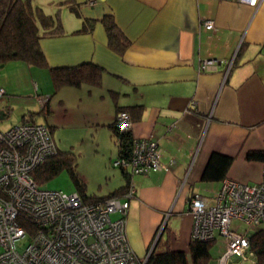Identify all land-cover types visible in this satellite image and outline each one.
<instances>
[{
	"label": "crops",
	"instance_id": "crops-1",
	"mask_svg": "<svg viewBox=\"0 0 264 264\" xmlns=\"http://www.w3.org/2000/svg\"><path fill=\"white\" fill-rule=\"evenodd\" d=\"M52 1L45 12L59 17L63 33L39 41L48 64L92 62L101 68L100 84L64 85L56 91L75 88L66 94L85 98L97 129H106L115 145L107 125L126 111L132 136L151 137L161 148L163 168L131 177L135 196L129 200L126 235L132 250L140 258L150 249L187 252L193 192L213 203L224 178L244 183L262 178V160H248L246 153L264 151V0L254 5L241 0H74L80 3V15L57 5L60 0ZM105 14L113 15L130 40L121 54L109 46L99 21ZM84 18L97 21L90 31L73 33ZM205 20H212L214 28L206 29ZM206 58L221 62L202 70ZM9 62L31 76V65ZM33 85L39 88L38 81ZM0 89L5 94L16 86L7 77L0 80ZM45 98L39 96L40 102ZM5 105L0 100V119ZM48 107L51 112L50 103ZM213 151L232 161L222 180L205 182L201 175ZM122 177L119 186L125 183ZM257 229L264 228L249 231ZM216 236L219 250L213 254L211 247L208 264H218L226 245L219 233L213 242Z\"/></svg>",
	"mask_w": 264,
	"mask_h": 264
},
{
	"label": "built area",
	"instance_id": "built-area-1",
	"mask_svg": "<svg viewBox=\"0 0 264 264\" xmlns=\"http://www.w3.org/2000/svg\"><path fill=\"white\" fill-rule=\"evenodd\" d=\"M241 1L256 4V0ZM204 27L213 29V21L205 20ZM220 62L206 58L200 68L210 69ZM3 92L0 89V95ZM115 119L121 129L131 130L128 112L119 111ZM56 152L43 123L22 121L0 129V264H145L150 250L143 258L134 253L126 235V218L129 200L135 196L131 177L164 167L158 142L133 137L129 157L112 161L113 167L130 175L126 191L91 201L79 192L47 189L35 180L33 170ZM188 202L192 238L227 236L220 264H258L249 230L264 224V160L260 181L224 178L213 203L198 192ZM232 219L248 228L239 230V224L232 228Z\"/></svg>",
	"mask_w": 264,
	"mask_h": 264
},
{
	"label": "trees",
	"instance_id": "trees-1",
	"mask_svg": "<svg viewBox=\"0 0 264 264\" xmlns=\"http://www.w3.org/2000/svg\"><path fill=\"white\" fill-rule=\"evenodd\" d=\"M56 4L66 5L72 12L80 15V3L74 0H60ZM96 21V19L84 18L81 27L73 33L90 31ZM99 21L106 30L109 46L116 52L123 53L130 40L118 27L113 15L105 14ZM61 33H63V27L59 17L56 14L45 12L43 7L32 0H0V68L13 60H19L31 66L46 67L51 75L54 93L64 85L100 84L101 68L92 62H83L73 66H50L48 64L39 41L42 37ZM45 99L41 109H46L48 112V98ZM5 108L8 112L7 105ZM28 114L30 119H27L24 114L22 121L35 122V112L31 111ZM46 126L51 132L50 127ZM107 126L117 146L116 157H129L133 141L131 130L121 129L116 119ZM246 159L264 160V151L249 150L246 153ZM231 161V156L213 151L203 169L201 180L205 182L222 180L226 176ZM74 163H76L74 156H63L57 149L54 155L45 159L33 170V176L38 184H42L57 174L62 167H66L85 200L101 199L85 193L84 183L78 178ZM121 172L125 177V183L107 196L119 195L126 191L130 175L122 170ZM249 242L250 248L257 256V263L264 264V229L252 231L249 234ZM212 245L213 240L190 238L187 252L171 248L163 251L152 250L145 264H208Z\"/></svg>",
	"mask_w": 264,
	"mask_h": 264
},
{
	"label": "rangeland",
	"instance_id": "rangeland-1",
	"mask_svg": "<svg viewBox=\"0 0 264 264\" xmlns=\"http://www.w3.org/2000/svg\"><path fill=\"white\" fill-rule=\"evenodd\" d=\"M39 1L41 2L39 5L45 11H48L55 3L52 0ZM68 11L66 10V13L74 15ZM15 63L9 62L7 66L4 64L0 68V80L9 77L11 84L16 86L15 91H7L5 94L3 92L0 95L1 102H5L8 106L7 114L0 119V129L5 130L21 122L24 114L27 119H30L28 113L35 112V122L53 125L52 133L60 153L63 156H74L76 159L75 172L84 183L88 196L107 195L121 185L123 183L121 170L112 166V161L116 158V145L108 138L106 129H97L96 121L90 114L91 106L87 104L85 98H78L76 92L66 94L65 91H77L74 90L75 88H70L71 86H65L54 93L48 69L31 66V76L27 73L22 75L18 64ZM36 81L39 82V88L33 85ZM41 95L50 99L47 101L48 105L50 103L51 112L41 109L42 102L39 100ZM41 185L47 189L63 190L67 193L79 192L66 167H62L57 174ZM115 215L114 213L112 216ZM235 224L240 225L239 230L248 228L237 219H232L231 225ZM259 226L264 228V224ZM220 237L225 240L223 236L220 235ZM219 242L220 238L216 236L212 246L213 254L219 250ZM244 264H250V262L246 261Z\"/></svg>",
	"mask_w": 264,
	"mask_h": 264
},
{
	"label": "bare ground",
	"instance_id": "bare-ground-1",
	"mask_svg": "<svg viewBox=\"0 0 264 264\" xmlns=\"http://www.w3.org/2000/svg\"><path fill=\"white\" fill-rule=\"evenodd\" d=\"M164 227V224H161V227L158 229V232H157V236L159 235V233L162 231V229H163V227ZM193 226V225H192ZM231 227L233 228V226L231 225ZM231 229V228H230ZM232 230H234V229H232ZM219 235H221V236H223L224 238H225V242H226V244H227V240H228V238H227V236L225 235H222V234H219ZM191 236H192V230H191ZM192 238V237H191ZM214 238H215V236L212 238V239H208V240H214ZM226 246V245H225ZM223 253V252H222ZM222 253H221V255H222ZM221 255L219 256V258H218V264H220V257H221ZM228 262V261H227ZM226 262V263H227ZM257 262V261H256ZM225 263V264H226Z\"/></svg>",
	"mask_w": 264,
	"mask_h": 264
},
{
	"label": "water",
	"instance_id": "water-1",
	"mask_svg": "<svg viewBox=\"0 0 264 264\" xmlns=\"http://www.w3.org/2000/svg\"><path fill=\"white\" fill-rule=\"evenodd\" d=\"M0 112H1V111H0ZM0 117H1V116H0ZM162 227H163V226H162ZM160 233H161V232H160ZM160 233H159V235H160ZM159 235H158V236H159ZM151 251H152V249H150V252H151ZM150 252H149V253H150Z\"/></svg>",
	"mask_w": 264,
	"mask_h": 264
}]
</instances>
